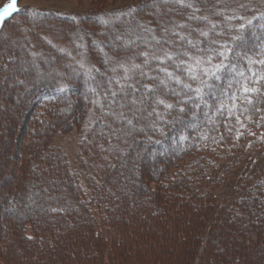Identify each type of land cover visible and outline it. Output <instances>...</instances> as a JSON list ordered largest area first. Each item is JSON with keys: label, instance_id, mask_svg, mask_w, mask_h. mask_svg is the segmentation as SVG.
I'll use <instances>...</instances> for the list:
<instances>
[{"label": "rangeland", "instance_id": "obj_1", "mask_svg": "<svg viewBox=\"0 0 264 264\" xmlns=\"http://www.w3.org/2000/svg\"><path fill=\"white\" fill-rule=\"evenodd\" d=\"M11 1L0 0V8ZM132 1L142 0H20L17 6L22 8L21 14L0 35V264H99L92 237L107 242L102 264H222L237 249L240 258L228 264H264V193L262 197L257 194L254 206L252 202L242 206V215L235 213L228 220L224 213L215 212L208 192L198 189L196 196L190 192L178 195L174 185L161 182L160 175L170 163L167 155L160 156L166 147L161 145L155 151L147 141L157 132L158 109H164L155 103L158 89L162 90L160 80L171 78L158 67L144 65V57L138 53L147 51L150 57L158 56L162 51L152 45L158 44V38L163 43H177L180 35L172 28L179 26V17L192 21L195 10L188 8L183 14L184 6L173 0H157V7H145L141 14L119 18L107 14ZM220 2L223 14L207 20L200 31L193 29L195 35L214 29L212 24L218 19L220 27L233 20L246 24L264 12V0L210 3L218 10ZM100 12L111 23H99L96 17ZM73 15L76 21L69 18ZM151 18L156 28L152 32L146 31ZM119 30L127 35L119 39ZM136 30L145 37L138 39ZM189 40L193 41L189 36L182 42L188 49H179V53H187V63L194 64L193 57L201 56ZM93 41L102 42L103 52ZM133 45L138 50L127 52ZM115 54L125 57L117 59ZM133 63L142 68L131 69L129 79L122 80L133 85L134 94L112 95L114 87L119 86L116 80L124 75L117 65ZM98 65L107 75L104 79L96 80L91 75L99 74ZM141 71L147 75H141ZM42 79H81L85 83L82 93L67 92L69 100L56 105L48 102L54 92L50 90L29 101L32 86ZM146 84L157 88V94L148 92ZM46 101L49 106L43 103ZM41 116L42 124L37 125L35 121ZM65 123L69 128L60 131ZM45 144L47 150L43 151ZM48 154L52 157L47 158ZM263 157L264 152L250 170L261 169ZM235 171L239 174L241 169ZM106 175L110 179L105 183ZM70 177L76 187L68 181ZM255 180L264 191V174H258L252 182ZM224 186L218 184L212 197L215 202H220ZM97 193H108V206L101 205L102 214L92 208ZM204 196L200 205L196 198ZM89 218L95 222L92 226ZM25 225H30L26 233L34 235V242L27 240ZM121 227L128 236L120 233L122 236L113 237ZM209 227L212 229L207 236ZM89 228L93 236L87 239ZM82 231L86 235L80 234ZM74 239L81 243L78 248ZM62 246L67 252L59 257L56 252L60 253ZM30 251L32 255L25 257Z\"/></svg>", "mask_w": 264, "mask_h": 264}, {"label": "trees", "instance_id": "obj_2", "mask_svg": "<svg viewBox=\"0 0 264 264\" xmlns=\"http://www.w3.org/2000/svg\"><path fill=\"white\" fill-rule=\"evenodd\" d=\"M19 1L20 0L17 1L16 6ZM216 1L217 0H210L209 2H207V0H186L187 3H191L193 5L191 9L195 10L194 14L196 16L194 15V17H207V20L209 21L213 18V16L215 18V16H218V14H223L219 11L221 2L218 10H215V4H213V6L210 3H216ZM150 2H152V0H142L134 2L132 1L129 4H125L118 9H111L107 14L111 13L116 15V13L121 10L126 11L129 6L143 5ZM188 8L189 7L182 8V13L184 14L185 9ZM143 11H145V8H143L142 10H138L137 12L141 14ZM21 12L22 11L13 13L4 21V23L0 27V35L4 31L5 26L14 22L16 16L21 14ZM216 12L218 13L216 14ZM98 14L101 15L104 13L100 12ZM56 16L68 18V16L65 15L56 14ZM153 18H151L152 20H148L151 21L149 24L144 23V25L147 24V29H151L152 31H154L155 28V22H152L154 21ZM168 18L171 19L172 16L170 15L168 16ZM177 20L180 21L179 26L173 27L172 29L174 32H176L177 35L183 36L184 39H180L179 36L177 38L178 42L172 45L167 42L163 43V40L158 38L156 39V42L159 41L158 44H152L154 48L158 46L160 51H162L160 54H158V56L163 57L165 51H167L173 54V58L162 60H152L151 58H149L148 63V66H151V68H167L169 72H172L174 75L177 74L178 76H180L179 80L181 81V83H178L175 79H170L169 81L165 80L166 83L162 84L161 92L160 89H158V96H163L162 98L165 99L167 103H172L176 105V107H174L173 109H158L159 122L157 132L155 133L154 137L150 138L152 140V143H149L151 141L150 139V141H147V139L146 141L148 142V146L155 151H158V147H160L161 145L162 147H166V151L161 152L160 156L167 155L168 159H170V163H168V165H165L164 173L160 175V178L162 179H160L161 182L165 181L166 185H169L170 183L174 185L175 189H178V192H176L178 193V195L191 193L192 196H196V190L198 189H202L208 192V195L210 197L209 203H211V206L215 208V212L224 213L226 217L228 216V220H232L231 215H234L235 213L242 215L241 213H239L240 209H243L242 206L246 205L247 207V204H251L250 202H252L253 204L251 205L254 206V203L256 201L255 199L256 197H258L257 194L259 195V197H262L261 194L264 193V191L260 188L261 185L257 183L258 181L255 180L254 182H252V180L258 177V174H264V163L261 164V166L263 165L261 169H258V167L255 171L254 169L250 170V168L255 167V159L258 158L260 154L262 155L264 152L261 150L264 148V95L246 94L251 95L253 99V104L249 105L240 98L245 94L240 91V84L237 83V81H241V83H243L241 77L238 75L239 72H243L245 77L250 76L252 72H264V65L259 63H253L249 65L248 63V58H251L254 61L264 59V12L258 15L251 24L246 23L244 29H240V24L234 22V20L233 22H225L223 23V26L220 27L219 25H217V22H219L220 20L218 19L217 22H214L212 24V27L214 26V29L209 28V30L206 31V33H208L207 36L199 37L195 35L193 29L199 28L198 30L200 31V28H204L207 20L193 18L192 21H186L183 16L179 17ZM136 32L138 39H140V37H145V35H141L140 31L136 30ZM94 33L96 34L97 32ZM118 33V37L124 34L127 35V33H125V30H119ZM236 35H240L242 39L239 41H233L232 37ZM189 36L193 40V44H195L196 54L200 55L201 58L204 59L207 66L208 56L212 57V64H217L221 59H223V57L217 56L216 53L218 51H222L224 45H227L229 48L233 49L232 52L227 54V59H225V64L229 67L220 70V72L217 74L219 76V79L211 76H205L201 71V67H194L193 74L196 75L198 79L193 80L191 78V75L185 70L186 65H181L180 68L176 67V64L180 63V61H186L187 55H185L184 52L179 53V49H188V46H185V44L183 43L184 40L189 39ZM119 39L121 38L119 37ZM105 40H109V38H106ZM212 41H217V43L214 44L212 43ZM135 46L136 45H133L127 48V52H136L138 50V46ZM122 55H119V57H125V55ZM116 56L117 55L115 54L114 58L118 59L119 57ZM127 66L130 68L129 75H131V66ZM233 66L235 68V71H233ZM97 70L99 74H97V72L96 74L91 72V75L96 76L94 79H104V77L107 76L103 72L102 67L100 68L99 65ZM119 78L121 79V83L119 84V86H117L118 88L114 87L113 92L117 94H121L120 92H125V94L131 92L132 94H134L135 90L132 89L131 91V87H129V84L122 80V77ZM202 80L207 81V84L202 85ZM82 83H85V81L82 82L81 79H68L65 81H44L42 79L40 80V82L37 81L35 85L32 86L31 93L29 94L30 96L28 99L30 101L32 97H37L39 94L44 92L47 93L50 90L54 92L50 93V97L48 96V102H53V104L56 105V103L59 104L63 101L65 102L69 100L68 97L65 96V93L67 92L82 93V88L84 85ZM185 84H190L192 86L191 89L185 88ZM121 85H123V88L121 87ZM62 86L63 91H60L59 89ZM249 86L252 85L250 84ZM197 87L203 88L201 95H197L195 93L194 89ZM153 89V91L148 92L156 95L157 88L153 86ZM176 96H180L177 98L178 100L176 99ZM233 96L237 97V99L233 100ZM43 103L47 104V101ZM233 104H236L235 108H232ZM47 105L49 106L50 104ZM221 105H224V107L221 108ZM181 107L184 109V111H180ZM244 108H247L248 111L244 112ZM257 108L259 109V111H256ZM230 111L232 113L231 115L229 114ZM237 117H239V119H237ZM41 119L42 116L35 121L37 125L42 124ZM241 123L243 124V127L240 128L239 125ZM13 124L15 123H11V125ZM65 124L66 125L61 127L60 131L69 128L67 126L68 123ZM166 143H169V146H166ZM48 144L44 145L43 151L47 150L46 145ZM50 157H52V155L48 154L47 158ZM155 158H158V154L155 155ZM184 163H186V166L183 165ZM182 165L184 166L183 168ZM230 166L232 169L229 168ZM243 167L246 169L242 172V170L244 169ZM239 168L241 169V171L239 172L241 176H238V172L235 171V169L238 170ZM109 179V175H106L105 183L108 182ZM68 181L72 186L75 185V182L71 177L68 178ZM157 181L158 176L156 177V182ZM243 181H245V183H241ZM220 183L225 184V186L222 188L224 191L220 193V197H222L220 202L219 199L217 200V202H215L214 198L212 197L216 196V190L218 188V184ZM104 184H102L103 188H105ZM172 192H174L175 194V190H173ZM251 193H253V195ZM106 195H108V193H97L95 199V207H92L96 210V212L102 214L104 208H102L103 206L101 205L105 203V205L108 206V202L105 198ZM170 197L173 198V196ZM204 198L205 196L196 198V200L200 205H202L201 203ZM189 202H193V200H190ZM81 205L85 208V204L81 203ZM159 208L160 210L166 212V209L164 207ZM85 210L88 209L86 208ZM90 215H93V213H90ZM87 222L92 226V223L94 221L91 223L89 218ZM211 229L212 227H209L207 229V236H209V231ZM29 230L30 225H25L24 234L27 240L34 242V235L26 233ZM87 230V235L83 231L79 233L86 235L85 238L88 239V235H93L90 228ZM124 232V228H122V230L118 229L114 232L113 237H118V235H121L120 233H122L123 237H127L128 233L127 235H124ZM257 234L259 235L258 232ZM200 236H203V234ZM29 237H31V239H29ZM92 239H94V248L99 259L98 262L99 264H102L101 256L107 242L99 238L95 239V237H92ZM74 240H76L75 244L78 248L81 243L79 240L77 241V239ZM199 241L200 239L198 240V246L200 245ZM212 245H214V243ZM55 251L57 250L55 249ZM207 251L208 253L210 252L209 250ZM238 251L239 249H237L236 251H231L227 257V260L233 261L234 259H239L240 253ZM58 252H56V254L60 257L62 252H67V250L62 246V248L60 249V253ZM116 253H118V251H116L114 254ZM25 255V257H29L30 255H32V251H30V254ZM70 259L72 261H75V263L78 262L77 258ZM122 260H124V258H122ZM228 261L222 260V264H228ZM17 263L20 264L21 262L18 261ZM27 263L28 262H26V264ZM61 264H63V262Z\"/></svg>", "mask_w": 264, "mask_h": 264}, {"label": "snow or ice", "instance_id": "obj_3", "mask_svg": "<svg viewBox=\"0 0 264 264\" xmlns=\"http://www.w3.org/2000/svg\"><path fill=\"white\" fill-rule=\"evenodd\" d=\"M164 2H167V0H164ZM173 2L176 3V4H178V5L184 6V7H189V8L193 7V5L191 3H187L186 0H173ZM149 6H151L153 8L157 7V0H152L151 5L143 4V5L129 6L126 11L121 10L118 13H116V17L119 18L121 16H132L138 10H142L143 8L149 7ZM241 7H243V5H241ZM19 11H22V9L18 8L16 6L15 0H13V3L6 4V5H4L3 8H0V20H3L5 17L11 15L12 13L19 12ZM109 15H112V14L109 13ZM192 18H198V19L207 20V17H192ZM71 19L73 21H76L77 20V16L73 15L71 17ZM240 19H244V18L243 17H240ZM96 20L99 23L104 24V25H107V24L111 23L110 20L104 18V15L97 16L96 17ZM246 23L247 24H251L252 21L251 20H248V21H246ZM245 26L246 25L242 23V24L239 25V28L240 29H244ZM146 31H152V30L151 29H146ZM201 35L202 36H207L208 33L201 32ZM153 39H156V37L153 36ZM180 39H184V37L183 36H180ZM241 39H242V37L240 35H236V36H233L232 37V40L233 41H239ZM93 43L97 45V47L99 48V50L101 52H103L102 42L93 41ZM188 43L189 44H192L193 42L191 40H189ZM212 43L215 44V43H217V41H212ZM232 51H233L232 48H229L227 45H224L223 50L222 51H218L216 53L217 56L223 57V59H221L220 62L217 63V64H212L211 63L212 57L211 56H208L207 57L208 66L201 68L202 73L205 76H211V77H214L216 79H219V76L217 74L220 72V70L221 69H226L227 67H229L228 65L225 64V59H227V54L230 53V52H232ZM138 55L144 57V65H147L149 63L150 54L147 51L140 52V53H138ZM185 55H187V53H185ZM150 58L152 60L172 59L173 58V54L170 53V52L165 51L163 57L153 55ZM193 60H194V64H187L186 61H180V63L176 64V67L177 68H180L181 65H186V69L185 70L191 75V78L193 80H196V79H198V77L193 74L194 67L195 66H200V65L204 64L205 61H204L203 58H196V57H193ZM105 62H108V61L106 60ZM248 63H249V65H251L253 63H259V64L264 65V59H261L259 61H254L251 58H248ZM81 67H83V64H81ZM117 67L120 68V69H123L124 75H123L122 79H124V80L129 79V71H130V68L127 67L125 64H118ZM141 68H142V65L141 64L133 63L131 65V69H141ZM160 70L165 74L166 77L171 78V79H175L178 83H181V81L179 80V77L174 76V74L172 72H169L167 68H161ZM112 71L115 72L116 71V68H113ZM233 71H235L234 66H233ZM140 74L141 75H147V73H145L143 71H141ZM238 75L241 77V80L243 81V83H241V81H237V83L240 84V91L243 94H245V95H242L240 98L243 101H245L247 104L252 105L253 104V99H252L251 95H246V94L264 95V72H261V73L252 72L251 75L250 76H247V77H245V75H244L243 72H239ZM116 83L120 84L121 83V80L120 79H117L116 80ZM160 83L161 84H165L166 81L165 80H160ZM201 84L202 85H206L207 84V81L202 80L201 81ZM250 84L252 86H249ZM121 87L123 88V85H121ZM129 87H133V86L132 85H129ZM184 87L185 88H188V89H191L192 86L190 84H185ZM144 88L147 91H153L154 90L153 89V86L150 85V84L144 85ZM59 90L60 91H63V86ZM93 91H95V90L93 89ZM194 91H195V93L197 95H201L202 94V91H203V88L202 87H197V88L194 89ZM115 94H116L115 92L112 93V95H115ZM189 99H190V97H189ZM232 99L233 100H236L237 97L233 96ZM133 102L135 103V101H133ZM155 103L157 105H162L165 109H173L174 107H176V105H174L172 103H167L165 99H162L159 96L156 97ZM223 107H224V105H221V108H223ZM235 107H236V104H233L232 105V108H235ZM180 111H184V109L181 107L180 108ZM243 111L244 112H247L248 109L247 108H244ZM256 111H259V109L257 108ZM229 114L230 115L232 114L231 111L229 112ZM237 119H239V117H237ZM127 123L129 125H131L132 124V121L131 120H128ZM51 211L55 212V211H57V209H51ZM29 239H31V237H29Z\"/></svg>", "mask_w": 264, "mask_h": 264}, {"label": "water", "instance_id": "obj_4", "mask_svg": "<svg viewBox=\"0 0 264 264\" xmlns=\"http://www.w3.org/2000/svg\"><path fill=\"white\" fill-rule=\"evenodd\" d=\"M17 0H15L16 3ZM10 16V15H9ZM9 16L5 17L3 20H0V25H2V23L4 22L5 19H7Z\"/></svg>", "mask_w": 264, "mask_h": 264}]
</instances>
